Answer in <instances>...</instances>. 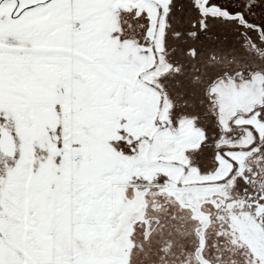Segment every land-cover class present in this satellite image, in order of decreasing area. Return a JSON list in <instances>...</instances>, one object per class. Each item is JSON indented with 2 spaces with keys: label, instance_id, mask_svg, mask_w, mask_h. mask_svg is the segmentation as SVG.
<instances>
[{
  "label": "snow or ice",
  "instance_id": "obj_1",
  "mask_svg": "<svg viewBox=\"0 0 264 264\" xmlns=\"http://www.w3.org/2000/svg\"><path fill=\"white\" fill-rule=\"evenodd\" d=\"M0 264H264V0H0Z\"/></svg>",
  "mask_w": 264,
  "mask_h": 264
}]
</instances>
